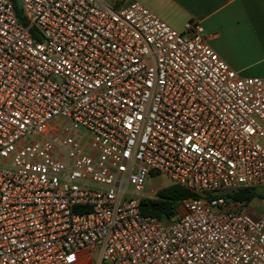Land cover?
<instances>
[{
	"label": "built area",
	"instance_id": "1",
	"mask_svg": "<svg viewBox=\"0 0 264 264\" xmlns=\"http://www.w3.org/2000/svg\"><path fill=\"white\" fill-rule=\"evenodd\" d=\"M0 0V264H264V76L138 0ZM195 196L142 213L150 176Z\"/></svg>",
	"mask_w": 264,
	"mask_h": 264
},
{
	"label": "crops",
	"instance_id": "2",
	"mask_svg": "<svg viewBox=\"0 0 264 264\" xmlns=\"http://www.w3.org/2000/svg\"><path fill=\"white\" fill-rule=\"evenodd\" d=\"M123 6L132 0H102ZM174 28L204 27L209 44L242 76H264V0H138ZM159 190V188H157Z\"/></svg>",
	"mask_w": 264,
	"mask_h": 264
},
{
	"label": "trees",
	"instance_id": "3",
	"mask_svg": "<svg viewBox=\"0 0 264 264\" xmlns=\"http://www.w3.org/2000/svg\"><path fill=\"white\" fill-rule=\"evenodd\" d=\"M14 2L17 12L19 13L16 0H14ZM193 196H195V194L188 188L171 183L160 188L156 197L143 199L141 204L142 213L146 216L151 215L159 218H171L181 202ZM225 196L228 200L245 202L247 204L255 198L264 199V192H260L256 188L242 187L238 190L227 192Z\"/></svg>",
	"mask_w": 264,
	"mask_h": 264
},
{
	"label": "rangeland",
	"instance_id": "4",
	"mask_svg": "<svg viewBox=\"0 0 264 264\" xmlns=\"http://www.w3.org/2000/svg\"><path fill=\"white\" fill-rule=\"evenodd\" d=\"M110 1V0H108ZM112 1V0H111ZM110 1V2H111ZM16 4L19 7L18 11L19 14L21 15V11L23 9L22 6V0H16ZM116 8H119L121 6H115ZM171 184V181L169 178H167L166 176L162 175V174H154L153 176H150L146 185V191L147 192H151L152 190H157V188H162L165 187L167 185ZM260 192H264V189H260ZM239 208L243 211H245L246 213H248L249 215H251L254 218H258L261 216L263 210H264V199L263 198H255L254 200H252L249 203H242L240 204ZM171 220H173V218H171Z\"/></svg>",
	"mask_w": 264,
	"mask_h": 264
}]
</instances>
